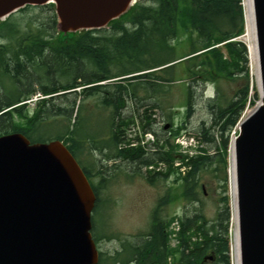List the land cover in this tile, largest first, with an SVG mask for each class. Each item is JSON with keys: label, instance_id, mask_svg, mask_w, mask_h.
<instances>
[{"label": "rangeland", "instance_id": "rangeland-1", "mask_svg": "<svg viewBox=\"0 0 264 264\" xmlns=\"http://www.w3.org/2000/svg\"><path fill=\"white\" fill-rule=\"evenodd\" d=\"M180 2L182 6H185L188 5L190 0H181ZM139 3L146 6L153 5L154 0H140ZM15 16L21 20L19 21L21 27L29 28L30 26L36 27L43 24L49 28L55 13L51 6H43L31 7L23 12H18ZM124 25L129 30L136 28L129 20L125 21ZM179 27L178 37L170 41V44L175 47L171 55L175 57L188 52L191 46L190 41L194 40L196 45L200 43L197 33L190 28L189 24L179 22ZM49 31L54 34L53 37L55 38L51 41V46L45 45L48 51L50 47L56 44L58 37L57 24L55 30L49 28ZM246 33L245 19V33L237 40L242 41L247 47L248 62L242 60L241 65L248 68L249 80L243 73V76L238 77L235 75L234 80L223 83V90L228 95L235 92L234 88L246 84H249L250 89L245 109L230 133L227 183L220 181L216 174L213 175L212 172L205 173L201 183L194 189L192 196L196 200L185 195L182 177L185 172L192 168L191 160L204 153L203 148L208 149L211 155L217 152L215 143H204L199 134L202 122H206L208 127H212L213 116L206 103L209 98L216 95L217 88L213 84H208L204 88H197L193 84L192 104L194 112L191 116H188L186 106L188 86L187 80L183 79L182 64H177L174 68L175 82H167L165 79L171 75L166 70H161L160 67L157 68L158 70L151 69L156 70V72L149 74L148 77L123 80L124 77L147 72L130 74L140 69V65H150L168 57L165 52H159V49L152 44L150 39H147V30L140 37H135L131 44L136 50L150 48L153 50L152 53L139 60L129 59L128 53L134 56L137 55V52L133 54L132 47L126 48L128 53L115 51L111 54L117 59V65L112 68V73H115V76H121L103 81L104 86L99 94L97 92L95 95L87 97L83 93L84 86H79L76 93H67L61 96L55 94L53 100L48 104V108L52 107L53 103L60 106L63 109L62 115L57 116L55 113H51L46 116V122H43L38 130L31 131L33 137L42 138V140L54 139L59 133L62 134L65 131L66 123L71 124L72 128L73 123L80 116L78 126L80 136L76 135L79 142L75 153L80 164L88 169L91 182L97 188L99 200L93 214L94 234L102 253L99 264H128L132 259L129 246L141 244L147 239L152 231L153 216L157 211L160 218L171 221L168 230L169 245L173 251L174 248L179 247V231L182 220L192 218L195 222H201L200 217L203 216L207 220L208 226H211L212 223L217 221L218 213L222 212V221L226 224L225 198H227L229 207L230 264H235L232 252L233 203L230 175L232 169V141L239 133V123L255 112L261 102L259 83L255 75L256 65L253 64L249 48L253 40H248ZM105 34L120 35L121 32L112 26L100 33V35ZM44 54L47 57L49 52L45 51ZM84 69L85 66H76L73 68V74L84 71ZM124 69L126 70L124 71ZM31 72L33 74L29 82L33 84L30 88L34 89L35 92L27 98L42 93L39 89L41 88V82L47 81L51 84L55 80H60L63 83L72 81L71 77L64 79L56 73L49 76L44 66L38 67L37 71L32 68ZM77 83L81 84L80 81ZM151 84L156 85L154 89ZM119 85L125 88L121 89ZM256 94H258V97H255ZM117 95L120 96L117 105L121 100H124V105L119 110L116 109L115 104ZM105 96H110L113 100L109 106L104 103ZM32 105L28 104L26 106V112L29 116H34V112L38 109L40 103ZM79 106L80 111H78ZM54 110L56 111V109ZM169 118L173 120L175 130L184 123L181 131L179 130L176 134L172 133ZM114 119L119 122L124 119L129 123L123 127V133L119 135L118 148L120 150H130L132 153L135 149L141 148L143 150L142 157L153 160L160 157L165 150H168L169 146L166 141H169L174 148L171 154L172 162L155 160L153 163L145 164L137 159L135 160L131 155L115 158L110 156L112 155L111 152L108 149H101L100 146H106L113 142ZM13 122H17L21 126L27 125L24 117L16 115ZM167 125H169L168 128H166ZM210 129L214 133L215 128ZM144 133L148 135L146 138L144 137L146 144H143L142 138H140V135H144ZM130 145L133 147H129ZM157 173L169 174L167 177L156 176V180L153 182L152 178ZM121 245L126 248L122 250ZM118 252L120 253V259L114 261L113 256H116ZM177 258H180V254L177 255L176 259L171 254L168 261L172 260L182 264ZM215 258L216 256L212 261L208 260L206 263L213 264L211 262L216 261Z\"/></svg>", "mask_w": 264, "mask_h": 264}, {"label": "trees", "instance_id": "trees-1", "mask_svg": "<svg viewBox=\"0 0 264 264\" xmlns=\"http://www.w3.org/2000/svg\"><path fill=\"white\" fill-rule=\"evenodd\" d=\"M180 1L154 0L153 5L147 6L137 3L126 16L113 23L115 29L121 32L120 35H100L101 31L98 30L86 31L66 37L58 33L56 44L50 47L49 51L45 45L51 46V41L55 38L49 28L55 30V25L57 24L56 15L52 17L49 28L43 24L36 27L30 26L29 28L21 27L19 22L21 20L15 16L16 14L1 22L0 53L3 54L7 64L2 83V94L6 95V103L0 108V111L6 109V112L0 117V135L10 132H21L32 142L44 141L42 138L33 137L31 131L38 130L43 122H46V116L51 113H55L57 116L62 115L63 109L60 106L53 103L52 107L48 108V104L53 100L55 94L61 96L67 93H76V91L71 92L70 90L121 76H115V73H112V68L117 65V59L111 54L115 51L128 53L127 47H132L133 54L137 52L136 56L128 53L129 59L139 60L143 59L145 55L151 54L152 49L136 50L131 44L135 37H140L147 30V39H150L152 44L159 49V52H165L168 57L150 65H140V69L132 73L164 66L162 70H166L171 75L165 80L167 82H175L174 68L177 64H182L183 79L187 80L188 86L186 104L188 116H191L194 112L192 104L194 95L193 84L197 88H204L208 84H213L217 88L216 95L213 98H209L206 103L213 116L212 127H208L206 122H202L199 128V134L203 138V142L208 144L215 143L217 152L211 155L208 149L203 148L204 153L191 160L192 168L182 177L185 195L196 200L192 195L195 187L201 183L205 173L212 172L213 175L216 174L220 181L227 183L230 133L245 109L250 91L249 84L234 88L235 92L232 95L226 94L223 90V83L234 80L235 75L238 77L245 75L249 80L248 68L245 65H241L243 63L242 60L248 62L247 47L242 41L237 40L245 32L242 0H190L188 5L185 6H182ZM46 6L53 8V4ZM31 7L27 6L21 9L20 12ZM127 20L133 23L136 28L133 30L127 29L124 25ZM179 22L189 24L190 28L197 33L200 43L196 45L194 40L190 41L191 46L188 52L175 57L171 55L175 47L170 44V41L177 38L180 33ZM45 51L49 52L47 57L44 56ZM80 65L85 66L84 71L73 74V68ZM40 66L45 67L49 76L56 73L64 79L71 77L72 81L63 83L60 80H55L51 84L47 83V81L41 82V88L39 89L45 95L52 96L50 99L42 100L40 106L34 112V116H29L26 112V106H17V104L35 92L34 89L30 88L33 84L29 82L33 74L31 69L33 68L37 71ZM153 72H156V70L125 79L133 80L135 78L148 77ZM78 81L81 82L80 85L77 83ZM155 86L151 84L153 89ZM102 87V85L97 84L84 87L83 93L87 97L95 95L97 92L99 94L102 91ZM119 87L123 88L121 85ZM119 92L121 91L119 90ZM119 97L118 95L115 97L117 110L124 105V100H121L119 105H117ZM255 97H258V94ZM111 102L113 100L110 96H105L104 103L106 106H109ZM78 111H80V106ZM15 115L24 117L27 125L21 126L17 122H13ZM169 120L173 134L178 133L184 127V123H182L181 127L175 130L173 120L171 118ZM79 121L80 116L79 119L75 120L72 128L71 124L66 123L65 131L54 138L63 140L74 155H76L75 151L79 142L76 135L80 136L78 130ZM113 123L115 124L112 134L113 142L106 146H100L101 149H108L112 154L110 156L125 157L131 155L135 160L137 159L145 164L153 163L155 160L172 162L171 154L174 148L169 141H166L169 146L168 150H165V152L161 151L163 152L162 155L153 160L144 159L141 148L135 149L132 153L130 150H120L118 148L119 135L123 133V127L129 123L124 119L120 120V122L114 119ZM210 128H215L214 133H212ZM86 172L89 175V171L86 170ZM169 173L165 175L157 173L153 178L151 177L152 181L156 180V176L167 177ZM93 189L98 197L97 188L94 185ZM224 200L226 201V224L222 221V212L218 213L217 221L212 223L211 226H208L207 220L203 216L200 217L201 222H195L192 218L182 220L179 231V247L174 248L176 252L171 250L169 245L168 227L171 221L160 218L158 211L155 212L151 233L141 244L134 246L133 254L140 258L147 250V258L151 260L161 258L165 261H168L171 254L175 259L180 254V258H177V260L182 264H200L205 256L215 254L216 261L211 263L230 264L229 207L227 198ZM93 236L97 242L95 234ZM100 256L102 257V253ZM113 260L117 261L118 258L113 256Z\"/></svg>", "mask_w": 264, "mask_h": 264}, {"label": "water", "instance_id": "water-1", "mask_svg": "<svg viewBox=\"0 0 264 264\" xmlns=\"http://www.w3.org/2000/svg\"><path fill=\"white\" fill-rule=\"evenodd\" d=\"M136 1L0 0V23L27 5L53 3L66 37L108 27ZM253 4L262 102L234 140L241 264H264V0ZM95 204L87 175L61 140L0 136V264H98Z\"/></svg>", "mask_w": 264, "mask_h": 264}, {"label": "bare ground", "instance_id": "bare-ground-1", "mask_svg": "<svg viewBox=\"0 0 264 264\" xmlns=\"http://www.w3.org/2000/svg\"><path fill=\"white\" fill-rule=\"evenodd\" d=\"M244 12L246 19V36L247 39H252L249 46L251 51V59L253 64H255V75L257 81L260 85V74L259 65L257 58V42H256V29H255V16H254V5L253 0H243ZM254 66V65H253ZM232 169L231 175V190H232V203H233V213H232V252L235 259V264H241V249H240V237H239V227L237 219V187H236V171H235V154H234V141L232 143ZM230 151V152H231Z\"/></svg>", "mask_w": 264, "mask_h": 264}, {"label": "flooded vegetation", "instance_id": "flooded-vegetation-1", "mask_svg": "<svg viewBox=\"0 0 264 264\" xmlns=\"http://www.w3.org/2000/svg\"><path fill=\"white\" fill-rule=\"evenodd\" d=\"M1 47V46H0ZM6 59L3 57V54L0 53V108L5 105L6 103V95L2 94V83H3V75H4V70L6 69ZM5 110L0 111V117L4 115ZM122 250L125 249L126 247L121 245ZM134 247L129 246V251H132ZM144 255V257H143ZM140 258L137 257V255L133 254L132 259H130L128 264H178L177 262H173L172 260L165 261L164 259H155L151 260L147 258V250Z\"/></svg>", "mask_w": 264, "mask_h": 264}]
</instances>
